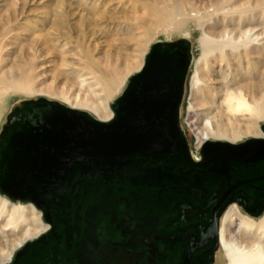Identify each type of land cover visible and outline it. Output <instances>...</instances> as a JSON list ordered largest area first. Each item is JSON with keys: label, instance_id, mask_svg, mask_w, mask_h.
Returning a JSON list of instances; mask_svg holds the SVG:
<instances>
[{"label": "bare ground", "instance_id": "1", "mask_svg": "<svg viewBox=\"0 0 264 264\" xmlns=\"http://www.w3.org/2000/svg\"><path fill=\"white\" fill-rule=\"evenodd\" d=\"M11 3L13 9H4L6 3L0 0L4 125L13 124L29 101L12 98L16 95L44 94L48 101L87 112L101 122L113 119L112 104L126 82L146 65L155 30L172 27L181 34L193 25L199 34V55L193 61L186 105V124L195 139L192 153L198 155L208 142L238 145L246 138H264V0H55L38 33L36 25L28 27L20 18L26 0ZM23 33L27 34L21 37ZM119 35L135 42L132 60L111 55L110 61L107 52L98 51L102 38L115 40ZM28 39V43L20 41ZM34 61L59 66L74 79L75 87L35 88L29 75ZM233 201L219 220L218 250L227 264H264V210L256 217L257 211L248 214ZM48 228L34 203L15 202L0 193V264H8Z\"/></svg>", "mask_w": 264, "mask_h": 264}, {"label": "water", "instance_id": "2", "mask_svg": "<svg viewBox=\"0 0 264 264\" xmlns=\"http://www.w3.org/2000/svg\"><path fill=\"white\" fill-rule=\"evenodd\" d=\"M181 41L188 44L185 39ZM189 65V55L179 57L173 50L152 51L143 70L131 79L124 96L112 104L117 114L110 122H101L87 112L68 109L56 101H27L17 120L13 124L8 121L0 134L2 192L13 199L34 201L46 211L48 221L66 223L65 230L69 232L67 195L56 194V186L60 190L80 188L81 201H88L90 187L99 189L97 175L108 183V195L113 193L117 181L121 183L118 191L127 190L130 199L147 204L150 188L175 180L171 167L161 169L154 162L168 154L169 137L181 138L179 105ZM202 155L206 177L221 183L234 178L236 183L228 192L236 190L231 201L239 202L238 189L253 179L242 182L240 174L245 170L253 176L264 168V139H250L238 145L208 142ZM53 175L59 179V185L53 184ZM262 178L254 195L246 193L249 197L244 195L245 201L241 203L249 213L257 211L256 215L264 210ZM252 200L256 204L248 208ZM44 203L48 205L43 206ZM224 209L225 206L221 213ZM53 211L59 216L57 221L50 218Z\"/></svg>", "mask_w": 264, "mask_h": 264}, {"label": "flooded vegetation", "instance_id": "3", "mask_svg": "<svg viewBox=\"0 0 264 264\" xmlns=\"http://www.w3.org/2000/svg\"><path fill=\"white\" fill-rule=\"evenodd\" d=\"M181 40L157 42L151 46L149 54L154 50H173L179 57L188 56V44ZM140 72L130 78L117 100L124 96L131 79ZM181 102L178 116L181 138L169 137L168 154L154 162L161 169L171 167L175 180L169 185L163 182L158 188H150L147 204L130 199L127 190L118 191L121 183L118 184L117 181L114 183L116 188L113 193L108 195V183L97 175L95 180L100 183L99 189L90 187L86 195L88 201H81L83 191L80 188L60 190V186H56V194L67 195L66 202L69 206L66 212L70 213L67 218L70 219L71 232L65 230L68 227L66 223L56 220L59 216H55V211L49 215L52 221L57 222H51L46 219V211L34 201L22 200L34 203L42 210L49 228L36 239H40L39 242L30 245V242L26 243L8 264H214L215 254L219 249L218 228L223 214L221 209L225 206V211L231 203L236 202L231 201L236 190L228 192V188L236 182L234 178L221 183L206 177L202 149L196 152L198 155L192 153L181 126ZM25 105L27 106V101ZM113 111L114 119L117 113L114 109ZM2 131L3 129L1 133ZM250 174L245 170L240 174L242 182L253 178L252 181L244 182L237 191V203L242 208L244 195L248 196V193L253 196L256 192L260 179H263L264 168H259L253 176ZM53 176V184L59 185V179ZM120 178L118 176L119 180ZM0 193L4 194L1 188ZM4 195L12 201H21L8 194ZM255 204V201H249L248 208ZM243 210L246 211L244 208ZM126 222L128 225H125ZM18 253L21 254L17 256Z\"/></svg>", "mask_w": 264, "mask_h": 264}, {"label": "rangeland", "instance_id": "4", "mask_svg": "<svg viewBox=\"0 0 264 264\" xmlns=\"http://www.w3.org/2000/svg\"><path fill=\"white\" fill-rule=\"evenodd\" d=\"M4 2L6 3V6L4 7V9L7 7L9 9H13V7L11 6V4H12L11 0H4ZM21 5H23V3H21ZM54 5H55V0H26L24 7L21 6V8L19 9V10H22L20 18H21V20H23L28 25V27L31 26L32 24H34V26L36 25V27H35L36 29H38V28L42 29L43 23L45 22L46 12L49 10H52ZM74 18H76L75 15L72 17L73 21H74ZM70 22H72V21H70ZM70 27L72 28V25H70ZM41 29H38L36 31V33L40 32ZM186 29H187V33H181L180 34V33H174L172 31V27H167V28L159 27V28H157L155 30L154 40L150 44V48L153 44H155L157 42H163V41L164 42H170V41H176L179 39H185L188 42L190 65H189V69H188V73H187V77H186V81H185L183 100L181 102L182 106L180 109V121H181V126L183 127L185 133L187 134V139L189 141L188 143H189V145H191L192 142H195V139L193 137V134H192L190 128L186 124L187 118H188L186 105H187L188 100H189L190 91L188 88V82H189V78L192 74V68H193V63H194L193 61L195 60L197 55H199L198 43H197L199 34L194 29L193 25H191V26L188 25L186 27ZM25 34H27V33H23V35L21 37H23ZM70 34L73 35V28L70 30ZM20 41L28 43L29 39L28 40H20ZM99 42H100V48L98 51L107 52L110 56V61H113L111 59V55L114 58L118 57V59H121V60H124L125 58H131L130 60H132V58H133L132 57L133 56V47H134L133 43H135V42H126L122 38V35L117 36L115 40H111L110 36L106 37V38H102ZM109 43H110V45H109ZM128 54H129V56H128ZM96 55H97V57L102 56V54H100V53H97ZM46 58H50V57L45 56L44 59H46ZM35 63H36L35 61H34V63H32V66H31V69L29 72L31 79L33 78L31 83L33 84V86L35 88L45 89L48 87V85L49 86L50 85H56L59 87H64V85L69 86L70 84H72L73 86L75 85L73 82L74 79L72 77L66 75L65 72L62 70V68H60L59 66L56 67L53 63H49V62H43V64L41 62H38V63H36V65H35ZM22 64H25V63H22ZM39 65L41 68L39 67ZM34 67H36V68L38 67V68L36 69ZM7 69L11 70L13 68L10 67ZM62 72H63V74H62ZM12 73H13V76L16 78L19 76L18 71L16 69H14ZM131 75H133V73ZM64 76H65V78H64ZM128 81L126 82V84L121 89V92L118 95V97L121 95V93L126 88ZM72 85H70V86H72ZM12 98L21 99V100L23 98H24V100L25 99H29V100L45 99V100H48L49 99L44 94L33 96V97H27L24 95H16V96H13ZM117 98L114 101H116ZM6 112L2 116L3 118L2 117L0 118V129H3L4 117L6 115ZM246 139H248V138H246ZM190 147L192 149V146H190ZM260 215H258L256 217H259ZM218 252H219V250H218ZM218 256H219V258L217 259V257H216L214 264H227V259L224 256L223 251H220L218 253Z\"/></svg>", "mask_w": 264, "mask_h": 264}]
</instances>
